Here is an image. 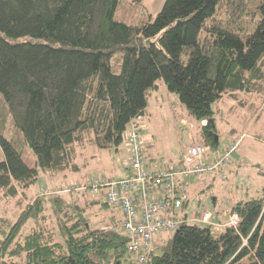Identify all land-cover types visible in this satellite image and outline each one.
I'll return each mask as SVG.
<instances>
[{
	"label": "trees",
	"instance_id": "trees-1",
	"mask_svg": "<svg viewBox=\"0 0 264 264\" xmlns=\"http://www.w3.org/2000/svg\"><path fill=\"white\" fill-rule=\"evenodd\" d=\"M119 2L0 0V104L14 127L7 135L0 122V204L21 207L14 220L0 212V264H132L110 210L111 225L89 223L90 206L112 210L102 199L81 205L50 194L25 203L24 188L39 171H78L92 145L117 146L157 81L178 96L211 149V103L264 92V0H163L138 24L117 16ZM232 211L236 228L226 217L219 228L181 223L147 264H264V186Z\"/></svg>",
	"mask_w": 264,
	"mask_h": 264
},
{
	"label": "rangeland",
	"instance_id": "rangeland-1",
	"mask_svg": "<svg viewBox=\"0 0 264 264\" xmlns=\"http://www.w3.org/2000/svg\"><path fill=\"white\" fill-rule=\"evenodd\" d=\"M119 1L117 16L124 17L128 23L138 24L144 20V14L148 11V7L152 10L155 9V4L160 0H142V6H133L128 0ZM116 58L113 59V62H117ZM160 83L157 81V87L150 91L145 113L138 122V131L144 151H153L155 158L161 163L160 166H164V164L174 162L179 152L186 146L193 142H201V140L198 123L188 115L178 96L167 90L164 92L162 83ZM263 93L238 91L234 97L225 96L211 103L212 119L218 132V143L215 149L225 147L229 142H238L236 150L231 156L234 161L231 159L227 165L230 177H233L236 169L239 172L238 178L231 180L232 185L236 186V195L245 192V190L248 197H254L261 193V179L264 177V174L260 173V169L264 167V106L259 110L258 116L252 117L255 112V106L252 104L264 100ZM0 111V122L4 124L6 134H13V123L1 104ZM172 112L175 114L173 115ZM182 118L185 119V122L181 121ZM128 133H130V126L125 130L123 140L115 147L98 148L92 145L87 156L77 158L80 169L76 172H68L67 175H63L60 172L46 174L39 171L37 181L24 188L26 194L23 196L24 202H32L36 197L41 196L42 190L47 188L52 190L65 185L78 184L79 186L86 180L102 176L110 179L125 177L129 173L127 167L129 157L127 148H125V137ZM23 157L27 163L33 164L34 156L28 147L23 148ZM3 158L4 155L0 147V161ZM238 165L240 166L236 168ZM59 195H63L69 201H74L76 198L75 200L81 205L85 204V197H90L82 190L60 193ZM199 197L201 196L190 194L185 208H190L193 203L197 207L200 204ZM20 208L13 199L0 204V212L10 217L11 220L15 219ZM199 208H202V205H199ZM111 215L115 216L116 222L117 215L112 213ZM111 215L109 209L102 210L99 204L90 206L87 211L89 223L95 226L111 225ZM170 235L168 234L166 238ZM155 250L160 253L162 248Z\"/></svg>",
	"mask_w": 264,
	"mask_h": 264
},
{
	"label": "built area",
	"instance_id": "built-area-1",
	"mask_svg": "<svg viewBox=\"0 0 264 264\" xmlns=\"http://www.w3.org/2000/svg\"><path fill=\"white\" fill-rule=\"evenodd\" d=\"M139 121L140 117H137L129 124L130 133L125 137L129 157V173L126 177H95L79 186L65 185L52 190L47 188L40 195L82 190L92 197L101 196L115 213L122 212L123 217L117 227L128 237L127 250L132 264H147L157 236L166 238L181 223L195 221L212 224L215 228L220 226L211 220L208 209L188 217H183L179 212L183 202L188 200V178L195 177L203 182L205 176L213 174L223 181L227 180V165L236 150L237 141L227 143L210 161H203L210 147L194 142L182 150L177 164L166 168H149L138 131ZM225 204L223 214L227 216V224L236 228L239 217L232 211L233 204L229 199H226Z\"/></svg>",
	"mask_w": 264,
	"mask_h": 264
},
{
	"label": "crops",
	"instance_id": "crops-1",
	"mask_svg": "<svg viewBox=\"0 0 264 264\" xmlns=\"http://www.w3.org/2000/svg\"><path fill=\"white\" fill-rule=\"evenodd\" d=\"M162 2H163V0L158 1L155 4V7H154L155 9H153V10L148 7V11L153 15L156 11L159 10ZM162 87L164 89V92H166V89H165L163 84H162ZM260 101H258V103L252 104V106H255V108H254L255 112H254L252 117L258 116L259 110L261 109V107L264 106V100L262 99ZM172 114L174 115L175 113L172 112ZM181 121L185 122V119L182 118ZM204 123H205V121H204ZM125 148H126V145H125ZM215 148L212 150L210 149L211 151H213L212 153L209 154L208 152H211L209 150L205 154V156L203 157V161L212 160L213 157L216 156L217 154H219L220 151L223 149V147L220 149H215ZM126 151H127V149H126ZM181 152L182 151L179 152L178 157L176 158V160H174V162L164 164V166H160L161 163L158 162L157 158H155L153 151H147V150L145 151V160H146L147 166L149 168L170 167V166H173V165L178 163ZM231 159H232V161H234L232 157H231ZM239 166L240 165H238L236 168H238ZM227 171H228V178H227V180H225L227 182L218 179L213 174L205 176L203 182H201L198 178H195V177L188 178V180L186 182V184H187L186 190H187L188 198H189V195L192 193L196 196H201V197H199L198 200L200 201L199 205H202V208H199V205H197V207H196L193 203L190 208H185V206H184L180 211L181 215H183V216L185 215L186 217L192 216L193 214L199 215L203 210L208 209L210 214H211V219L214 220L215 222H217L218 224H220L219 222L223 217L227 218V216L223 214L224 209L226 208V204H225L226 199H229L232 204L236 200H239V199L240 200L248 199L249 197H248L246 190H245V192H240L239 194L236 195V186L234 184L232 185L231 180L238 178V174H239L238 170L236 169V171H234L235 174L233 175V177L231 176L232 178L229 176L230 172H229L228 167H227ZM260 173L262 175L264 174V167L260 169ZM261 186L262 187L264 186V177H262V179H261ZM187 201L188 200H186V204H187ZM108 209L109 208H107V210ZM197 209H199V213H197L198 212V211H196ZM109 210H110V213H113V211L111 209H109ZM116 215H117L116 218H118L119 221L123 217L121 211H117ZM158 240H160V241L157 244ZM162 240H163V237L162 238L160 236L157 237L155 249L159 248Z\"/></svg>",
	"mask_w": 264,
	"mask_h": 264
},
{
	"label": "water",
	"instance_id": "water-1",
	"mask_svg": "<svg viewBox=\"0 0 264 264\" xmlns=\"http://www.w3.org/2000/svg\"><path fill=\"white\" fill-rule=\"evenodd\" d=\"M215 139L217 140V134H215Z\"/></svg>",
	"mask_w": 264,
	"mask_h": 264
}]
</instances>
